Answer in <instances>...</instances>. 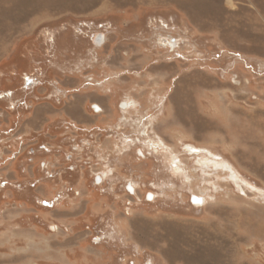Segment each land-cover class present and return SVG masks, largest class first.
Returning <instances> with one entry per match:
<instances>
[{
    "label": "rangeland",
    "instance_id": "rangeland-1",
    "mask_svg": "<svg viewBox=\"0 0 264 264\" xmlns=\"http://www.w3.org/2000/svg\"><path fill=\"white\" fill-rule=\"evenodd\" d=\"M0 264H264V0H0Z\"/></svg>",
    "mask_w": 264,
    "mask_h": 264
},
{
    "label": "water",
    "instance_id": "water-1",
    "mask_svg": "<svg viewBox=\"0 0 264 264\" xmlns=\"http://www.w3.org/2000/svg\"><path fill=\"white\" fill-rule=\"evenodd\" d=\"M95 105H92V110L94 111V112H98L99 111V108H97V107H94ZM122 107H124V106H122ZM99 177H95V179H94V183L95 184H98L99 183V181L97 180ZM126 191L129 193V194H133V189H132V187H131V185L128 183L127 185H126ZM151 197H152V194H149L148 193V195H147V200H150L151 199ZM190 199H191V203L192 204H196V205H198V204H201V198H195V197H190Z\"/></svg>",
    "mask_w": 264,
    "mask_h": 264
},
{
    "label": "crops",
    "instance_id": "crops-1",
    "mask_svg": "<svg viewBox=\"0 0 264 264\" xmlns=\"http://www.w3.org/2000/svg\"><path fill=\"white\" fill-rule=\"evenodd\" d=\"M69 21V24L72 26V27H74V29L72 30L73 32H74V35H71L72 37H74V39L75 38H77V40L79 39V33H80V31H81V29L79 28V23H77L76 22V24H74V23H71L72 21H74V20H68ZM75 26H77V28H75ZM65 29V28H64ZM36 32V31H35ZM39 34V36L41 37L40 39H41V41H44L45 42V38L46 37H42L41 36V30L38 32ZM83 33H85L84 31H83ZM76 34H77V37H76ZM97 39V38H96ZM30 40V39H29ZM31 41V40H30ZM172 43H173V47L175 46V44H174V39H171L170 40ZM95 43L97 44V41H95Z\"/></svg>",
    "mask_w": 264,
    "mask_h": 264
},
{
    "label": "bare ground",
    "instance_id": "bare-ground-1",
    "mask_svg": "<svg viewBox=\"0 0 264 264\" xmlns=\"http://www.w3.org/2000/svg\"><path fill=\"white\" fill-rule=\"evenodd\" d=\"M170 43V42H169ZM173 46V45H172ZM122 106H124V107H127V104L125 103V104H123ZM94 107H97V108H99L98 106H94ZM123 107V108H124ZM125 109V108H124ZM100 110V109H99ZM174 166H175V164H173ZM98 181H101L102 180V178L101 177H99L98 179H97ZM130 185H131V187H132V189H133V193H134V188H133V185H132V183H129ZM193 197H195V198H201V197H198V196H193ZM201 204H198L199 206H201L202 205V203H203V198H201ZM198 205H196V206H198Z\"/></svg>",
    "mask_w": 264,
    "mask_h": 264
},
{
    "label": "flooded vegetation",
    "instance_id": "flooded-vegetation-1",
    "mask_svg": "<svg viewBox=\"0 0 264 264\" xmlns=\"http://www.w3.org/2000/svg\"><path fill=\"white\" fill-rule=\"evenodd\" d=\"M97 41V40H96ZM98 41H100V40H98Z\"/></svg>",
    "mask_w": 264,
    "mask_h": 264
}]
</instances>
